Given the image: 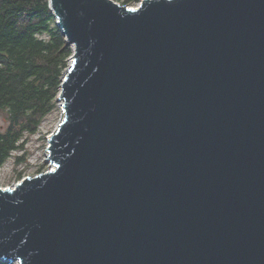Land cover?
I'll return each mask as SVG.
<instances>
[{
    "label": "water",
    "instance_id": "water-1",
    "mask_svg": "<svg viewBox=\"0 0 264 264\" xmlns=\"http://www.w3.org/2000/svg\"><path fill=\"white\" fill-rule=\"evenodd\" d=\"M49 2L62 113L0 261L264 264V0Z\"/></svg>",
    "mask_w": 264,
    "mask_h": 264
},
{
    "label": "trees",
    "instance_id": "trees-1",
    "mask_svg": "<svg viewBox=\"0 0 264 264\" xmlns=\"http://www.w3.org/2000/svg\"><path fill=\"white\" fill-rule=\"evenodd\" d=\"M117 1L133 5L141 0ZM72 54L49 0H0V113L7 120L0 126V167L58 109Z\"/></svg>",
    "mask_w": 264,
    "mask_h": 264
},
{
    "label": "rangeland",
    "instance_id": "rangeland-1",
    "mask_svg": "<svg viewBox=\"0 0 264 264\" xmlns=\"http://www.w3.org/2000/svg\"><path fill=\"white\" fill-rule=\"evenodd\" d=\"M135 3L130 6H137ZM62 109L60 103L58 109L50 113L40 127L37 134L31 136L25 144V148L14 151L8 161L0 167V186H13L24 177L33 176L50 168L48 161V138L54 132L61 118ZM5 113H0V126H6ZM24 155L23 161H18V156ZM22 173V176L18 175ZM15 264V263H14Z\"/></svg>",
    "mask_w": 264,
    "mask_h": 264
},
{
    "label": "bare ground",
    "instance_id": "bare-ground-1",
    "mask_svg": "<svg viewBox=\"0 0 264 264\" xmlns=\"http://www.w3.org/2000/svg\"><path fill=\"white\" fill-rule=\"evenodd\" d=\"M58 103H60V106L62 107V102H58Z\"/></svg>",
    "mask_w": 264,
    "mask_h": 264
}]
</instances>
